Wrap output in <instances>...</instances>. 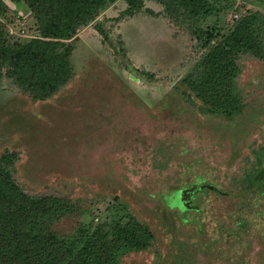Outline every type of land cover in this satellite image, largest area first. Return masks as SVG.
Masks as SVG:
<instances>
[{
  "label": "rangeland",
  "instance_id": "374dc122",
  "mask_svg": "<svg viewBox=\"0 0 264 264\" xmlns=\"http://www.w3.org/2000/svg\"><path fill=\"white\" fill-rule=\"evenodd\" d=\"M207 1L216 11L203 26L264 16V0ZM163 8L109 3L65 40L68 79L45 100L0 77V156L29 196L72 201L73 213L40 226L78 249L115 254L138 231L150 245L123 249L120 264H264V196L247 187L264 158V62L239 59L237 112H208L182 82L201 52L193 25ZM0 31L9 44L40 37L26 0H0ZM197 179L207 183L191 201L198 209L161 196Z\"/></svg>",
  "mask_w": 264,
  "mask_h": 264
},
{
  "label": "trees",
  "instance_id": "16d2710c",
  "mask_svg": "<svg viewBox=\"0 0 264 264\" xmlns=\"http://www.w3.org/2000/svg\"><path fill=\"white\" fill-rule=\"evenodd\" d=\"M26 1L37 16L40 37L9 44L0 31V77L13 78L30 97L45 100L68 79L72 46L65 40L72 38L115 0ZM157 1L164 6L169 19L174 17L175 22L193 25L191 33L199 41L201 52H197L182 82L208 112L227 116L237 112L240 95L235 91V79L240 71L239 59L249 55L264 62L263 14L247 12L222 31L221 26H203V22L216 11L207 0ZM124 2L133 7L132 12L143 4V0ZM94 27L107 41L101 23ZM7 157L0 156V264H120L123 249L142 250L150 245L148 233L142 239L143 233L136 231L124 235L130 246L115 254L107 248L98 253L90 248L78 249L76 240L66 242L51 226L42 229L40 224H43L44 217L73 213L72 201L66 197H31L26 194L16 184ZM252 175L247 187L264 196V158L259 167L253 168ZM161 196L167 201L169 193L162 192ZM195 217L199 218V215L179 218L185 223Z\"/></svg>",
  "mask_w": 264,
  "mask_h": 264
},
{
  "label": "water",
  "instance_id": "95a60500",
  "mask_svg": "<svg viewBox=\"0 0 264 264\" xmlns=\"http://www.w3.org/2000/svg\"><path fill=\"white\" fill-rule=\"evenodd\" d=\"M203 183L205 184L206 182ZM198 186H199V179H197L196 183L193 184L192 186L173 190L169 194V197H171L173 202L177 204L178 208H183L184 210H188L191 208L198 209L197 206L191 204V201L195 195V191L198 190L199 188Z\"/></svg>",
  "mask_w": 264,
  "mask_h": 264
},
{
  "label": "flooded vegetation",
  "instance_id": "af4514ba",
  "mask_svg": "<svg viewBox=\"0 0 264 264\" xmlns=\"http://www.w3.org/2000/svg\"><path fill=\"white\" fill-rule=\"evenodd\" d=\"M203 180L204 179H199V186H198L199 188H198V190L201 188V186H205V184L207 185V183H205V184L203 183ZM175 208L179 209L178 207H175Z\"/></svg>",
  "mask_w": 264,
  "mask_h": 264
}]
</instances>
